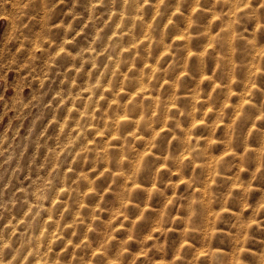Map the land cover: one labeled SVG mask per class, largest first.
<instances>
[{"label":"clouds","instance_id":"9594fccd","mask_svg":"<svg viewBox=\"0 0 264 264\" xmlns=\"http://www.w3.org/2000/svg\"><path fill=\"white\" fill-rule=\"evenodd\" d=\"M0 264H264V0H0Z\"/></svg>","mask_w":264,"mask_h":264}]
</instances>
